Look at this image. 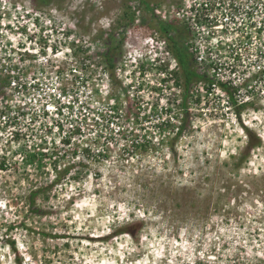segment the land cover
I'll list each match as a JSON object with an SVG mask.
<instances>
[{"label":"rangeland","instance_id":"obj_1","mask_svg":"<svg viewBox=\"0 0 264 264\" xmlns=\"http://www.w3.org/2000/svg\"><path fill=\"white\" fill-rule=\"evenodd\" d=\"M151 8L0 0V264H264V0Z\"/></svg>","mask_w":264,"mask_h":264},{"label":"trees","instance_id":"obj_2","mask_svg":"<svg viewBox=\"0 0 264 264\" xmlns=\"http://www.w3.org/2000/svg\"><path fill=\"white\" fill-rule=\"evenodd\" d=\"M54 0H38V2L41 5H48L50 2ZM139 7L143 8L145 11L150 13L153 16V8H151V0H136ZM155 18V17H154ZM122 19H124V22L127 24L132 23L133 21V14L129 13H123ZM115 21V20H114ZM115 23V22H113ZM156 29L159 32V34L166 40L168 43V47L171 53V56L176 61L178 70H179V78L182 83V96H183V102H185L187 96L190 93V90L194 84H197L201 81H206L208 83L207 91H210V89L213 86H219L221 90L230 97L231 99V105L234 108V114L235 117L239 119L241 109L245 106V104H235V102L232 100V97L230 96V92L226 86L221 84L218 80H210L205 75L201 74L197 70L196 66V60L194 55L189 51L186 44L183 42V34L180 33L179 29L175 27L170 22H165L162 20L157 19L155 21ZM125 26V24H124ZM114 49V48H113ZM113 49H109L108 53H112ZM183 111H185L186 104H181ZM188 119H182L180 126L177 128V135H181L187 126ZM247 131V130H246ZM249 133V132H247ZM259 142H252L249 141L246 145V149L244 152L240 154V159H243L247 153L254 149L256 146H258ZM35 196L36 192H32L28 197V210L35 215H42L41 210L35 206ZM135 226L132 225L131 227H127L120 230H115L114 232H111L109 234L110 237H116L121 234H128L130 236H133Z\"/></svg>","mask_w":264,"mask_h":264}]
</instances>
